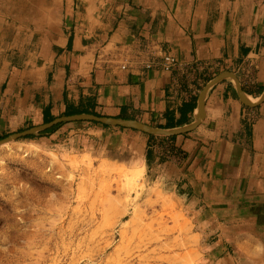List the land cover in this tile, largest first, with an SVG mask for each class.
<instances>
[{"label": "crops", "instance_id": "obj_1", "mask_svg": "<svg viewBox=\"0 0 264 264\" xmlns=\"http://www.w3.org/2000/svg\"><path fill=\"white\" fill-rule=\"evenodd\" d=\"M153 42L181 69L105 61ZM15 135L143 161L216 239L264 254V0H0V141Z\"/></svg>", "mask_w": 264, "mask_h": 264}, {"label": "rangeland", "instance_id": "obj_2", "mask_svg": "<svg viewBox=\"0 0 264 264\" xmlns=\"http://www.w3.org/2000/svg\"><path fill=\"white\" fill-rule=\"evenodd\" d=\"M133 164L0 147V264H264Z\"/></svg>", "mask_w": 264, "mask_h": 264}, {"label": "built area", "instance_id": "obj_3", "mask_svg": "<svg viewBox=\"0 0 264 264\" xmlns=\"http://www.w3.org/2000/svg\"><path fill=\"white\" fill-rule=\"evenodd\" d=\"M105 61L118 65L122 70L143 67L149 70L160 68L165 71H176L182 67L176 57L156 42L150 43L146 49H124L115 55L109 54Z\"/></svg>", "mask_w": 264, "mask_h": 264}, {"label": "water", "instance_id": "obj_4", "mask_svg": "<svg viewBox=\"0 0 264 264\" xmlns=\"http://www.w3.org/2000/svg\"><path fill=\"white\" fill-rule=\"evenodd\" d=\"M104 123H108V124H115L116 122L115 121H110V120H102ZM123 125L127 126V127H132V128H136V129H139V130H142V131H145V132H148V133H154L156 134V131L147 127V126H144V125H141L139 123H134V122H123L122 123ZM37 131V130H35ZM24 135H15V136H12V137H9L7 139H4V140H1L0 141V146L6 144V143H11L13 141H17L19 140L20 138H22Z\"/></svg>", "mask_w": 264, "mask_h": 264}, {"label": "bare ground", "instance_id": "obj_5", "mask_svg": "<svg viewBox=\"0 0 264 264\" xmlns=\"http://www.w3.org/2000/svg\"><path fill=\"white\" fill-rule=\"evenodd\" d=\"M11 147V143H6V144H4V145H2V146H0V147ZM87 155H89V153H87ZM52 156L54 157V159H53V161H55V160H57L56 158H57V156L56 155H53L52 154ZM89 157V156H88ZM134 166H136V169H135V175L134 176H140L142 173H145V171H146V166H145V163L143 162V161H140V160H138V161H136L134 164H133Z\"/></svg>", "mask_w": 264, "mask_h": 264}, {"label": "trees", "instance_id": "obj_6", "mask_svg": "<svg viewBox=\"0 0 264 264\" xmlns=\"http://www.w3.org/2000/svg\"><path fill=\"white\" fill-rule=\"evenodd\" d=\"M6 138H8V137H6ZM6 138H3V139H1V140H4V139H6Z\"/></svg>", "mask_w": 264, "mask_h": 264}]
</instances>
